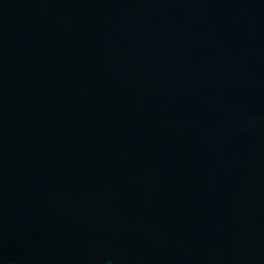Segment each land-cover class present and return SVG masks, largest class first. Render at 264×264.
I'll list each match as a JSON object with an SVG mask.
<instances>
[{"label": "water", "instance_id": "1", "mask_svg": "<svg viewBox=\"0 0 264 264\" xmlns=\"http://www.w3.org/2000/svg\"><path fill=\"white\" fill-rule=\"evenodd\" d=\"M0 264H264V0H0Z\"/></svg>", "mask_w": 264, "mask_h": 264}]
</instances>
